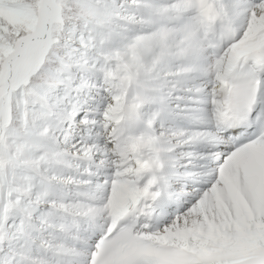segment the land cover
<instances>
[{
    "label": "snow or ice",
    "instance_id": "snow-or-ice-1",
    "mask_svg": "<svg viewBox=\"0 0 264 264\" xmlns=\"http://www.w3.org/2000/svg\"><path fill=\"white\" fill-rule=\"evenodd\" d=\"M0 264H264V0H0Z\"/></svg>",
    "mask_w": 264,
    "mask_h": 264
}]
</instances>
